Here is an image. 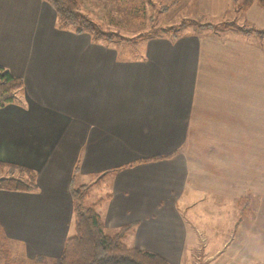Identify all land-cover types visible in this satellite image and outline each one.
<instances>
[{
  "label": "crops",
  "instance_id": "crops-1",
  "mask_svg": "<svg viewBox=\"0 0 264 264\" xmlns=\"http://www.w3.org/2000/svg\"><path fill=\"white\" fill-rule=\"evenodd\" d=\"M231 2L176 0L169 11L222 22ZM231 30L148 38L123 56L58 28L45 0H0V66L22 81L17 102L0 107V161L28 167L37 183L0 189L14 259L59 256L73 232L77 165L87 202L102 199L105 232L136 223L128 246L171 264H264V41ZM216 203L235 204L231 225L199 227L192 217L212 215Z\"/></svg>",
  "mask_w": 264,
  "mask_h": 264
},
{
  "label": "trees",
  "instance_id": "trees-1",
  "mask_svg": "<svg viewBox=\"0 0 264 264\" xmlns=\"http://www.w3.org/2000/svg\"><path fill=\"white\" fill-rule=\"evenodd\" d=\"M55 11L56 26L63 30H69L74 33H87L93 42L109 41L112 37L117 36L113 31L102 28L87 14L79 10L77 0H45ZM173 0L163 6L175 3ZM253 0H232V8L235 11L244 10L252 4ZM264 7V0H258ZM190 23L197 24L198 27H213L211 23H196L188 20ZM185 21L177 25L164 26L159 29L160 32L148 31L142 32L135 38L148 39L164 34L172 40L183 35L180 32L185 26ZM228 26L235 29L242 36H257L264 40V28H255L252 26H235L233 21H229ZM227 27V26H225ZM127 42L133 41L132 38H126ZM22 87L20 78L13 76L8 69L0 66V107L16 103V92ZM165 156H152L133 161L125 166L132 164L157 160ZM75 165L70 182V196L72 204L73 232L64 239L63 246L59 256L54 259H47L43 255H35L31 264H171L165 258L156 253L128 246L124 242L126 234L134 229L136 223H130L121 226L115 232L109 234L104 230L103 221L96 210V206L102 199L94 203H87L89 195V184H75L74 176L77 172ZM4 170L5 174H0V189L9 191L31 192L37 188L36 174L28 167L0 161V171ZM116 169L106 171L97 176L101 178L104 174ZM241 214L253 217L247 198L238 200ZM50 260V261H49ZM0 264H22L13 258V253L7 245V238L0 224Z\"/></svg>",
  "mask_w": 264,
  "mask_h": 264
},
{
  "label": "rangeland",
  "instance_id": "rangeland-1",
  "mask_svg": "<svg viewBox=\"0 0 264 264\" xmlns=\"http://www.w3.org/2000/svg\"><path fill=\"white\" fill-rule=\"evenodd\" d=\"M77 2L79 10L82 13L87 14L91 18L94 17L92 19L102 28L113 31L117 34V36L112 37L106 43L116 46L123 56L134 57L138 54L139 44L145 40L141 39L142 37L135 38V36L139 33L151 30L160 32L159 29L161 27L177 25L185 20V26L180 30L183 34L196 28H199V30L202 31L227 28L229 27L227 25L229 21H233L235 26L246 25L255 28H264V7L258 2V0H253L252 4L244 10H234V13L229 17V19L214 23L200 22L193 19V17H191L188 13L177 11L175 9L169 11V6L166 9H163V6L169 2L157 3L153 0H77ZM188 20H193L196 23H211L213 24V27H198L197 24L190 23ZM232 28L236 33L232 30L231 32L237 35L240 34L235 27ZM164 36H167V34H164ZM249 37L252 39H259L254 35ZM126 38H132L133 41L127 42ZM15 92L17 102V97H19L22 93V87ZM0 174H5V171H0ZM96 195L97 191H93L92 196ZM211 206H213L212 215L203 213V217H201V219H194V217H192L193 220L199 227L210 231L218 228L221 229V227L228 229V226L231 225L232 220L237 215V208L235 204L216 203V205L211 204ZM199 207H202V205ZM204 221L208 223L201 224ZM211 244L218 245L219 237L213 238ZM15 260L22 264H31V261H26L25 257H16Z\"/></svg>",
  "mask_w": 264,
  "mask_h": 264
}]
</instances>
